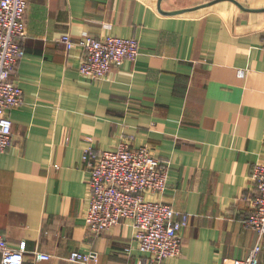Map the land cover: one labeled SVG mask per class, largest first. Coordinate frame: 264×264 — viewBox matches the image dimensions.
<instances>
[{
  "label": "crops",
  "instance_id": "0c3cea01",
  "mask_svg": "<svg viewBox=\"0 0 264 264\" xmlns=\"http://www.w3.org/2000/svg\"><path fill=\"white\" fill-rule=\"evenodd\" d=\"M25 19L24 102L0 154V233L24 264H87L75 250L99 254L88 264H154L130 219L98 234L86 224L84 150L123 141L169 162L151 197L190 216L181 253L162 264H232L258 242L264 264V234L246 222L264 162V0H27ZM64 33L135 37L139 53L91 79Z\"/></svg>",
  "mask_w": 264,
  "mask_h": 264
},
{
  "label": "built area",
  "instance_id": "2783aa9c",
  "mask_svg": "<svg viewBox=\"0 0 264 264\" xmlns=\"http://www.w3.org/2000/svg\"><path fill=\"white\" fill-rule=\"evenodd\" d=\"M27 0H0V154L13 140V120L9 110L24 102V92L14 74L25 54L23 41L27 38ZM60 40L68 49L79 45L83 50L79 71L91 79L108 75L112 67L126 60H135L139 42L135 37L84 35L74 39L64 33ZM264 47V38H263ZM244 75L243 70L238 71ZM83 159L91 166L90 193L86 211L87 227L102 233L130 219L135 227L138 248L151 254L154 264H162L169 257H176L182 250V230L189 225L190 216L177 212L173 205L151 197L163 195L170 172L169 162L161 159L147 145L133 147L123 141L115 148L97 150L89 145ZM254 182L252 206L247 224L260 236L264 234V162L253 165ZM262 246L258 242L244 258L232 264H259ZM1 264H24L23 249L12 247L0 233ZM35 260H48L51 255L37 251ZM72 261L98 263L95 251H72Z\"/></svg>",
  "mask_w": 264,
  "mask_h": 264
}]
</instances>
